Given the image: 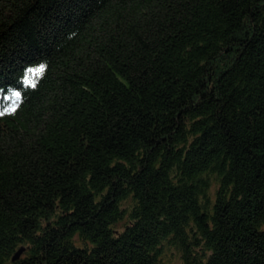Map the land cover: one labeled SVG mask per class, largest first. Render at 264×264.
Returning a JSON list of instances; mask_svg holds the SVG:
<instances>
[{"label": "trees", "instance_id": "1", "mask_svg": "<svg viewBox=\"0 0 264 264\" xmlns=\"http://www.w3.org/2000/svg\"><path fill=\"white\" fill-rule=\"evenodd\" d=\"M0 112V264H264V0H0Z\"/></svg>", "mask_w": 264, "mask_h": 264}, {"label": "snow or ice", "instance_id": "2", "mask_svg": "<svg viewBox=\"0 0 264 264\" xmlns=\"http://www.w3.org/2000/svg\"><path fill=\"white\" fill-rule=\"evenodd\" d=\"M43 71H44V66H41L40 68L34 70V72H35L36 75H40ZM29 83H32V81H29ZM16 96H17V99H19V93H17ZM12 110L14 111L15 108L13 107ZM0 115H3V113L0 112Z\"/></svg>", "mask_w": 264, "mask_h": 264}, {"label": "water", "instance_id": "3", "mask_svg": "<svg viewBox=\"0 0 264 264\" xmlns=\"http://www.w3.org/2000/svg\"><path fill=\"white\" fill-rule=\"evenodd\" d=\"M22 251H23V248H19V249L15 252V254H14L12 260L17 259V258L20 256V254L22 253Z\"/></svg>", "mask_w": 264, "mask_h": 264}]
</instances>
